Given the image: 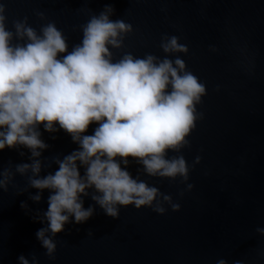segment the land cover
<instances>
[{"label": "water", "instance_id": "1", "mask_svg": "<svg viewBox=\"0 0 264 264\" xmlns=\"http://www.w3.org/2000/svg\"><path fill=\"white\" fill-rule=\"evenodd\" d=\"M6 6V26L28 19L37 31L55 22L69 47L82 39L81 26L105 5L115 9L112 19L133 27L121 49H111L114 60L125 53L153 54L163 59L164 35L177 36L189 48L178 54L188 70L206 86L197 105L203 119L182 150L192 165L187 184L151 177L129 157L128 170L150 186L171 195L179 211L167 206L164 214L150 207L121 206L118 218L105 214L91 198V219L72 222L55 237V259L46 255L37 231L47 227L48 190L37 202L31 197V171L21 175L16 166L32 163L31 151L22 146L0 151V179L8 170L7 190L0 187V264H19L24 255L39 264H264V0H0ZM44 14V19L38 15ZM175 59V56H170ZM95 124L86 134H93ZM49 145L38 158L41 175L54 173L57 159L79 146L61 130L49 133ZM23 153V154H22ZM169 158L178 155L169 152ZM123 167V165H122ZM81 168V174H83ZM184 195L181 196L180 192ZM22 202L26 207H21ZM51 235V233H48Z\"/></svg>", "mask_w": 264, "mask_h": 264}, {"label": "clouds", "instance_id": "2", "mask_svg": "<svg viewBox=\"0 0 264 264\" xmlns=\"http://www.w3.org/2000/svg\"><path fill=\"white\" fill-rule=\"evenodd\" d=\"M114 11L112 5H105L99 15H92L81 26V41L70 49L55 22L37 31L25 17L14 21L15 31L9 30L6 6L0 3V151L17 146L31 151L32 163L19 164L16 171L21 175L31 171L30 185L39 190L33 200L39 202L43 191L49 192L43 213L47 227L36 235L50 259H55V237L65 225L73 217L82 224L94 215V206L84 207L89 190L112 218L119 217L121 206L129 205L147 206L159 214L166 213V205L180 210L171 195L133 177L127 167L129 157L147 175L179 180L188 191L193 188L188 183L190 171L201 161L197 156L189 165L180 154L190 147L188 137L203 119L197 105L206 95L205 84L178 55L187 54L189 48L179 37L164 35L163 59L125 53L114 60L110 48L121 49L125 36L133 31L131 24L111 18ZM93 124V134H86ZM41 126L49 133L65 131L79 146L57 159L58 169L44 176L38 158L49 145L41 138ZM170 151L178 155L169 158ZM2 175L0 187L7 190L8 170ZM21 207L26 205L22 202ZM257 231L264 233V228ZM18 261L39 264L35 256L30 262L20 255ZM217 264L227 261L220 259Z\"/></svg>", "mask_w": 264, "mask_h": 264}]
</instances>
